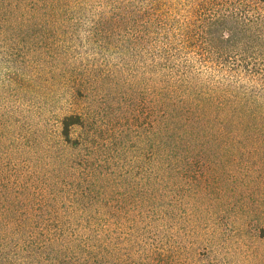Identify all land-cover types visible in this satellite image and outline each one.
Instances as JSON below:
<instances>
[{"label": "trees", "instance_id": "1", "mask_svg": "<svg viewBox=\"0 0 264 264\" xmlns=\"http://www.w3.org/2000/svg\"><path fill=\"white\" fill-rule=\"evenodd\" d=\"M238 1L0 0V68L4 63L9 65L7 58L14 50L24 52L28 40L35 37L34 32L39 28L33 24L42 25L45 17L42 9L61 6L95 10L87 15H73L79 19L90 17V21L61 30L70 38H79L88 44L107 50L113 47L117 55L125 56L121 65L126 71L134 70L137 62L143 63L142 58L148 68L154 69V159L163 169L158 179L164 183L168 179V168L177 164L187 167L191 160L194 104H197L196 116L200 118L204 100L213 97V92L215 96L219 94L221 86L226 95L233 89L229 93L240 100L264 99V69L251 66L257 65L258 60L264 62V53H257L259 48L264 50V0H246L244 6L240 2L237 5ZM39 37H43L40 32ZM217 45L225 54L189 50ZM231 46L242 48L243 52L232 57V51L226 50ZM102 59L104 55L93 62L78 59L72 53L67 55L61 68L63 86L73 94L83 95L82 89L101 84L105 64L100 62ZM23 67L25 74H18L16 78L9 76L6 88L25 84L31 89L36 75L28 60L25 59ZM6 124L7 120L1 115L0 129ZM90 124V120L75 112L61 119V184L31 179L36 172H42H39L41 168L24 165L28 159L32 160L29 152L26 158L22 156L24 163H21L29 171L14 172L16 167L7 166V173L0 165V264H112L113 256L120 264L124 237L123 231L118 233V229L124 223L131 227L142 224L145 232L154 227L150 221L153 213L138 214L135 210V214L129 216L120 205L114 212L109 210V179L91 163L98 148L95 144L97 130L92 127L84 136L74 137L78 128L84 129ZM0 140H3L1 134ZM82 151L87 153L83 155ZM78 153L83 156L77 157ZM2 154L1 163L5 162L4 156L13 159L11 153L3 151ZM119 196L124 197L123 193ZM168 198L163 193L151 196L148 192L134 207H140V203L148 207V202L156 206L158 201L157 211L165 207ZM39 207H44L45 211L33 210ZM149 210L148 207L141 212ZM113 224L117 229L115 245ZM131 239L128 261L148 264L159 257V260H171L172 246L147 243L146 233Z\"/></svg>", "mask_w": 264, "mask_h": 264}, {"label": "rangeland", "instance_id": "2", "mask_svg": "<svg viewBox=\"0 0 264 264\" xmlns=\"http://www.w3.org/2000/svg\"><path fill=\"white\" fill-rule=\"evenodd\" d=\"M239 2L246 4V0H239L237 5ZM42 12L43 23L33 24L39 29L26 43L24 52L14 50L15 55L7 58L9 65L4 63L0 68V116L7 120L5 128L0 129L3 138L0 156L5 151L13 158L4 156L5 162H0L4 171L7 172V166L16 167L14 172L29 171L24 165L41 168L42 174L36 172L31 179L61 184V119L65 114L80 113L91 124L78 128L74 137L84 136L92 127L97 130L95 144L98 148L91 163L109 179V210L114 212L120 205L129 216L135 214V210L138 214L153 213L154 216L150 218L154 227L147 232L142 224L131 227L124 223L118 229V233L123 231L124 237L120 264H139L128 261V255L131 238L143 233H146L147 243L173 248L171 260H159V257L148 264H264V99L240 100L229 93L233 89L226 95L221 86L219 94L215 96L213 92L214 98L204 100L200 118L196 116L197 104H194L191 160L187 167L177 164L168 168V179L163 183L158 179L163 169L154 159V69L148 68L142 58L143 63L137 62L131 70L133 73L126 71L121 65L125 56L117 55L113 47L107 50L88 44L82 39L70 38L61 30L90 21V17L79 19L73 15H87L95 10L58 6L44 8ZM32 13L37 14V11ZM62 14L69 16L61 17ZM39 32L43 37H39ZM262 35L264 37V32ZM262 49H257V53H264ZM189 50L225 54L218 45ZM226 50L232 51V57L243 52L237 46ZM71 53L91 62L104 55L100 60L105 63L102 83L95 88L89 85L82 89L83 95L73 94L62 84V62ZM25 59L36 75V82L31 89L19 80L16 81L21 87L16 84L6 88L9 76L16 78L18 74H25ZM251 66L264 69V62L258 60L257 65ZM28 152L32 160L22 165V156L26 158ZM83 155L78 153L77 157ZM148 192L151 196L159 193L169 196L165 207L156 211V201V206L148 202V212H141L148 208L142 203L135 208ZM120 193L124 197H120ZM33 210L44 212L45 208ZM112 230L115 245V224ZM113 251L116 252L115 248ZM116 261L113 256L112 264L119 263Z\"/></svg>", "mask_w": 264, "mask_h": 264}]
</instances>
